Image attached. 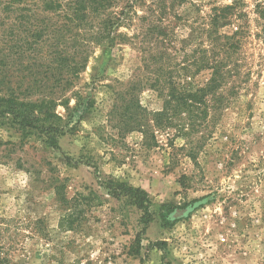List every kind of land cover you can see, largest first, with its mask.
Here are the masks:
<instances>
[{"label":"rangeland","instance_id":"374dc122","mask_svg":"<svg viewBox=\"0 0 264 264\" xmlns=\"http://www.w3.org/2000/svg\"><path fill=\"white\" fill-rule=\"evenodd\" d=\"M4 2L0 55L48 76L16 95L54 101L26 134L14 115L0 117V264H264V0H139L113 45L86 49L74 44L70 0ZM203 50L226 63L200 95L206 113L184 132L156 127V81L171 72L190 91L206 87L210 70L180 72ZM111 180L149 195L144 233L140 211L110 196ZM61 185L69 200L91 199L75 231L60 227Z\"/></svg>","mask_w":264,"mask_h":264},{"label":"trees","instance_id":"16d2710c","mask_svg":"<svg viewBox=\"0 0 264 264\" xmlns=\"http://www.w3.org/2000/svg\"><path fill=\"white\" fill-rule=\"evenodd\" d=\"M117 1L118 0H70V31L73 33L74 44L76 45V43L80 41L85 45H76L77 47L86 49L90 45L98 46L106 41L110 45L115 43L117 39L116 34L120 27L124 24L129 26V23H132L133 17L131 13L134 14V9L139 0L127 1L120 13H116L115 11ZM13 2L14 0H5L3 3L4 9L7 11L12 10L14 5ZM0 4H2V0H0ZM50 4V2L46 3V8H49ZM210 20H213V18ZM158 30L161 34V27H159ZM34 37H37V39L34 40H36V44L38 45L39 33H36ZM230 45L231 43L228 41L224 46L228 48ZM221 51L223 52L222 49ZM201 53V60L195 61L194 65L185 64L182 66L180 72L188 76L192 73L195 66L198 72L210 70L211 79L206 87L190 91L185 85L179 83L176 80L177 78L172 76L171 72L168 73V75H170L164 80L156 81L159 86L158 91H160L162 98H164L163 111L154 116V124L156 127L160 129H179V131L182 132L183 130L185 131V126H191V128L197 126L196 122L198 121L197 113L200 110L199 107L205 109L201 112V115L206 113L207 109L204 107L205 100L202 97L200 98V95L201 93H207L209 90H213L211 87L219 84V80L223 77L224 73H226L225 69H223L226 67V63H224V59L220 60L215 57V53L214 56H210L207 50H203ZM224 53L226 52L224 51ZM58 55L59 58L56 61H60V63L64 65V59L61 58L63 53H59ZM89 57L90 55L84 57L77 69L72 67L75 73H78V70L84 69V65L88 62ZM226 58L229 59V53ZM21 64L22 62L19 61V59H17L14 64L8 63L7 57L5 55H0V117L4 115H14L16 118L15 122L19 124L24 134H26L30 126L34 127V121L40 119V117L47 120L52 116V101H54V98L42 97L41 102L37 101L35 103H23L20 100L19 96L16 95L20 88L25 85L29 87L33 83L29 89H42L46 86V82H42V79L48 77L44 76V78L38 79L37 75L31 74L32 71L26 74L27 68L29 69L31 67L24 68V65ZM51 71L53 73L54 70ZM62 74L63 71H59V76H62ZM7 77L16 79L14 83L18 84L19 87H17V89L15 87H10ZM27 79L29 80L27 81ZM157 85H155L156 88H158ZM106 188L109 190L110 196L116 198L117 201L125 202L126 205L133 206L140 211L141 217L139 222L143 225L144 233L151 220V200L149 195L144 190L134 188L128 183L120 180L109 181ZM56 195L57 200L66 211V215L61 219L60 227L70 231L79 229L85 220V210L80 206H84L83 204L86 203L89 205L91 199L82 195L69 200L64 194V187L62 185L56 187ZM143 233L139 234L136 238V247L131 248L132 254L134 255L140 253L142 248L141 235ZM150 245L158 249H164L165 246L164 243H150Z\"/></svg>","mask_w":264,"mask_h":264}]
</instances>
